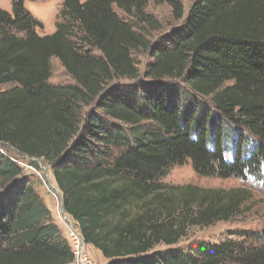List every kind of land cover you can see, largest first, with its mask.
I'll return each instance as SVG.
<instances>
[{"label":"trees","instance_id":"obj_1","mask_svg":"<svg viewBox=\"0 0 264 264\" xmlns=\"http://www.w3.org/2000/svg\"><path fill=\"white\" fill-rule=\"evenodd\" d=\"M24 2L0 8V264H75L25 158L51 167L74 229L108 264H264V238L155 250L253 197L164 184L174 167L264 179V0H195L187 19L180 0H65L48 36ZM150 3L184 19L156 44L141 31L158 29ZM137 53L150 56L143 76ZM53 58L73 84H50Z\"/></svg>","mask_w":264,"mask_h":264},{"label":"rangeland","instance_id":"obj_2","mask_svg":"<svg viewBox=\"0 0 264 264\" xmlns=\"http://www.w3.org/2000/svg\"><path fill=\"white\" fill-rule=\"evenodd\" d=\"M64 1L65 0H25L24 6L26 10L43 25V28L37 30L40 36H48L56 32L57 24L62 22L60 14L63 9ZM80 1L85 2L87 0ZM180 1L184 6V19H187L195 0ZM0 8L12 13V0H0ZM148 14L153 17L158 29H152L143 25L141 31L154 44L160 42L161 39H167L171 33L178 31V28L184 22V19L183 21H175L172 8L165 3L160 5L150 3L148 6ZM134 59L140 70V76H143L150 62L149 54L137 53L134 55ZM51 63V85L66 86L74 83L57 58H53ZM8 154L20 161V157L15 155L14 152L8 151ZM25 159V162L20 161V164L23 166L30 181L34 184L37 194L49 208L54 222L61 229L62 236L68 238V236H70V231L68 229L70 228V224L63 221L61 218L63 215L60 202L61 193L59 196L55 192H59V189L54 181L51 167L41 160ZM30 161H35L36 163L32 168L27 164ZM163 182L173 187L194 185L203 189L223 190L246 188L252 192L253 197L249 202L245 203L242 214L233 220L229 222H220L208 228L193 227L189 230L187 237L183 238L177 245L171 247L159 245L155 250L165 251L171 249L190 252V250L201 243L219 244L221 242L232 241L237 243L245 242L248 244L250 242L256 243L257 240L264 238V179L257 180L256 178H249L247 180H242L231 178L222 180L218 178H205L197 175L191 163L188 162L185 165L174 167ZM68 219L72 225H74V222L70 218ZM73 228L75 227L73 226ZM86 252L95 264H108V261L95 248L86 246Z\"/></svg>","mask_w":264,"mask_h":264},{"label":"built area","instance_id":"obj_3","mask_svg":"<svg viewBox=\"0 0 264 264\" xmlns=\"http://www.w3.org/2000/svg\"><path fill=\"white\" fill-rule=\"evenodd\" d=\"M70 231V242L75 255V264H95L92 258L86 252V243L81 234L74 228H68Z\"/></svg>","mask_w":264,"mask_h":264},{"label":"water","instance_id":"obj_4","mask_svg":"<svg viewBox=\"0 0 264 264\" xmlns=\"http://www.w3.org/2000/svg\"><path fill=\"white\" fill-rule=\"evenodd\" d=\"M55 192H56L57 195L60 196V191H59V192L55 191ZM60 202H61V208H62L63 217H64V218H67L68 215L66 214V211H65V209H64V207H63V198H62V195L60 196ZM69 224H70V228H73L72 223L69 222Z\"/></svg>","mask_w":264,"mask_h":264},{"label":"bare ground","instance_id":"obj_5","mask_svg":"<svg viewBox=\"0 0 264 264\" xmlns=\"http://www.w3.org/2000/svg\"><path fill=\"white\" fill-rule=\"evenodd\" d=\"M52 188L54 189V187H53V186H52ZM57 192H58V191H57ZM61 218H62V217H61ZM68 218H69L68 216H67V218H64V217H63V221H65V222H68V224H69V222H70V221H69V219H68ZM68 224H67V225H68Z\"/></svg>","mask_w":264,"mask_h":264},{"label":"crops","instance_id":"obj_6","mask_svg":"<svg viewBox=\"0 0 264 264\" xmlns=\"http://www.w3.org/2000/svg\"><path fill=\"white\" fill-rule=\"evenodd\" d=\"M62 219H63V215H62Z\"/></svg>","mask_w":264,"mask_h":264}]
</instances>
